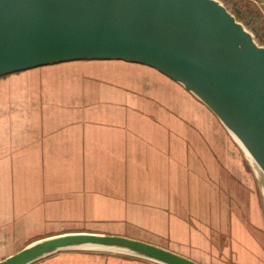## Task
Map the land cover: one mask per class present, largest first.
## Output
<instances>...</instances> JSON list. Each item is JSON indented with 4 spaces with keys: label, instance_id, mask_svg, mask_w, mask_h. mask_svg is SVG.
Returning a JSON list of instances; mask_svg holds the SVG:
<instances>
[{
    "label": "water",
    "instance_id": "obj_1",
    "mask_svg": "<svg viewBox=\"0 0 264 264\" xmlns=\"http://www.w3.org/2000/svg\"><path fill=\"white\" fill-rule=\"evenodd\" d=\"M81 59L144 64L204 105L242 153L264 212V45L220 0H0V75ZM66 249L202 264L150 239L88 230L38 237L0 264Z\"/></svg>",
    "mask_w": 264,
    "mask_h": 264
},
{
    "label": "rangeland",
    "instance_id": "obj_2",
    "mask_svg": "<svg viewBox=\"0 0 264 264\" xmlns=\"http://www.w3.org/2000/svg\"><path fill=\"white\" fill-rule=\"evenodd\" d=\"M81 64L82 68L93 65L88 61H83ZM100 64L116 67L111 62L97 63L96 66L99 67ZM49 66L48 64L31 67L0 76V163L2 165H5L7 159L15 154L31 158L39 154L41 73ZM59 69H66L63 76L71 80V83H75L81 77V70L78 68L60 66ZM81 86V83H78L77 87L81 89ZM139 86L141 82L137 83L138 88ZM147 91L160 101L161 107L156 108L155 102L133 99L135 91L126 99L123 92H115L108 96L100 87L86 91V102L82 106L72 103L67 107L73 122L52 128L58 130V136L52 135L51 140L57 137V152L51 155L53 161L58 158L61 147L71 150L65 153L67 154L65 158L71 164L70 173L62 172L60 166L53 167L66 178L60 187L68 189L82 184L89 189H100V186L105 187L109 184L112 190L113 188L115 190L112 193L117 195L119 191L125 195L127 193L122 191L126 189H138L144 185H150L155 189L158 186L159 192L154 193L152 200L148 196L147 202L162 201L163 204L165 202L163 199H167L169 203L178 199L177 195H183L177 184L178 172L187 168L199 169L195 170L193 176L202 186L209 189L201 192L199 196L204 200L202 203L208 206L205 209L207 213L201 216L193 206L188 208L186 204L188 211L179 217L182 220L180 229L174 232L173 226H170L164 233V238L172 249L202 264L233 263L228 244L214 230V216L219 213L218 210H227L232 206L245 207L243 211H249L251 217L257 210L260 214L250 196L248 173L237 154H234L233 160L221 161L223 157L218 158L215 144L222 141V133L215 120L213 124L204 114L189 105L185 92L181 93L170 84L154 86ZM79 98L77 97V101ZM175 114L184 122L214 136L213 160L207 161L206 151L203 148L200 150L196 145L187 148L186 143L193 142L194 138L179 131L180 127L186 129L182 120L177 119L179 124L174 128L177 134L173 137L168 136L167 125L172 126ZM188 117H193V120ZM51 123L53 125L54 122ZM66 136L72 140L70 147L64 140ZM226 166L229 170H223ZM139 170L140 179L137 180ZM42 171L40 170L38 174ZM31 172L35 173L34 170ZM93 177L96 178V182L94 180L93 184H89L93 181ZM110 177H113L117 183H109ZM233 178H239L240 184H235ZM35 186V183L13 180L9 177L8 170H0V205H6L3 196L11 189L17 191L18 200L22 201L21 196H35L33 192L28 191ZM214 209L218 210L214 211ZM151 214L148 218L152 217ZM103 227L106 229L104 231L130 233L124 227L113 223H107ZM33 239L36 238L23 237L22 240H25L23 244ZM146 239L166 245L164 241L154 237L148 236ZM259 245L264 252V245L261 242ZM262 262L264 263V258Z\"/></svg>",
    "mask_w": 264,
    "mask_h": 264
},
{
    "label": "trees",
    "instance_id": "obj_3",
    "mask_svg": "<svg viewBox=\"0 0 264 264\" xmlns=\"http://www.w3.org/2000/svg\"><path fill=\"white\" fill-rule=\"evenodd\" d=\"M220 1L237 20L252 32L254 39L259 44H264V14L252 0ZM83 61H88L93 65L82 68L81 63ZM101 62H111L116 67H107L104 64H100L101 67L96 66L97 63ZM49 65V68L41 73L39 154L33 158L21 157L15 154L7 159L6 164H3L4 166L0 163V170H8L11 179L36 184L34 188L28 190L33 192L35 196H21L22 201L18 200L19 194L13 189L3 196L5 203H7L6 205H0V251L5 247L19 245L24 241L22 240L23 237L31 239L67 230L104 231L106 229L103 225L107 223L124 227L130 232L128 234L154 237L164 241L166 246L171 247L164 238V233L169 230L170 226H173L174 232H178L182 223L179 217L188 211L185 207L186 204H188V208L193 206L201 216L203 213H207L205 209L208 206L202 203L204 200H201L199 196L201 192L209 191V189L196 181V177L193 176L196 173L195 170H199L196 168H187V170H181L177 173V184L184 196L177 195L178 199L169 203L167 199H163L165 201L163 204H161L162 201L157 203L147 202L148 196L152 200L154 193L159 192L158 186L155 189L150 185H144L138 189H126L128 191H122L127 193L125 195L119 191L117 195L112 193L115 190L114 188L112 190L109 184H106L105 187L100 186V189H89L82 184L65 189L60 187L66 180L65 176L59 174L58 170L53 169V167L60 166L62 172L70 173L71 164L65 158L67 156L65 154L66 149L61 147L58 158L54 161L51 158L52 153L57 152V137L51 141L52 135L58 136V130L52 128L60 124L65 123L64 125H66L71 121L73 122L67 107L72 103H78L79 106H82L86 102V91H93L95 88L100 87L108 96L115 92H123L126 99L130 98V93L136 92L135 96H132L133 99L155 102L156 108H158L161 107L160 101L152 97L147 90L154 86L170 84L181 93H186V98L191 107L196 108L202 115L204 114L213 124L215 120L222 133V141L215 144L218 158L223 157V159H220L221 161L233 160L234 154H237L248 173L251 188L250 196L253 198L260 214L257 210L256 214L251 217L249 211L244 212L243 210L246 208H241V206H232L227 210L214 209V211L218 210L219 212L214 216V230L224 242L226 241L228 249L230 248L232 252L230 259L233 260V263L229 262V264H264L262 262L264 252L260 248L261 245H259L260 242L264 245V212L261 202L259 203L261 197H259L254 177L240 150L229 138L215 116L204 105L190 96L177 83L144 64L119 59H81L55 62ZM60 66L78 68L81 70V77L75 83H71V80L63 76L66 69L61 70L59 69ZM87 80H89L88 84ZM138 82H141V86H139L141 89L137 87ZM78 83H81V89L77 87ZM75 87H77V91H75ZM77 97H80L78 101ZM177 119L182 120L175 114L172 126L167 125L166 130L169 137L177 134L174 129L179 124ZM188 119L193 120V117H188ZM45 120L48 121L49 126H47ZM51 122H54L53 125ZM182 122L184 121L182 120ZM184 123L186 129L180 127L179 131L194 138V143H186L187 148L191 145H196L200 150L203 148L206 151L207 161L213 160L214 136L197 129L189 123ZM71 143L72 140L69 137L68 146ZM32 170L35 173H32ZM40 170L43 171L38 174ZM223 170H229L228 166L224 167ZM49 177L52 178L49 179ZM108 179L109 183H117L113 177ZM139 179L140 170L137 180ZM94 180L96 182V178L93 177V181L89 184H93ZM238 180L239 178H233L235 184H240V180ZM158 199L160 200V198ZM149 214L152 215L151 218H148ZM28 264L159 263L118 252L66 249L53 252Z\"/></svg>",
    "mask_w": 264,
    "mask_h": 264
},
{
    "label": "crops",
    "instance_id": "obj_4",
    "mask_svg": "<svg viewBox=\"0 0 264 264\" xmlns=\"http://www.w3.org/2000/svg\"><path fill=\"white\" fill-rule=\"evenodd\" d=\"M255 4H256V6L262 11V13L264 14V9L262 8V6L260 5V2L258 1V0H252ZM68 138L69 137H65V139L64 140H66V142L68 141ZM71 139V138H70ZM71 146V145H70ZM69 146V147H70ZM66 151H71V150H69V149H66ZM57 233V232H56ZM121 233H123V232H121ZM51 234H53V233H51ZM126 234H128V233H126ZM47 235H49V234H47ZM129 235H132V234H129ZM43 236H45V235H43ZM132 236H135V235H132ZM41 237V236H40ZM136 237H141V236H136ZM141 238H146V237H141ZM25 241V240H24ZM23 241V242H24ZM23 242L22 243H20L19 245H16V246H13V247H5V248H3L1 251H0V256H2V255H4V254H6V253H8V252H10V251H12V250H15V249H17L18 247H20L22 244H23ZM160 244H162V243H160ZM164 245V244H163ZM166 246V245H165ZM166 247H168V246H166ZM169 248H171V247H169ZM175 250V249H174ZM177 251V250H176ZM179 252V251H178Z\"/></svg>",
    "mask_w": 264,
    "mask_h": 264
}]
</instances>
